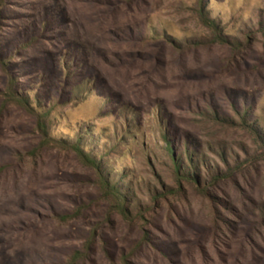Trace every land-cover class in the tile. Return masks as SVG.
I'll list each match as a JSON object with an SVG mask.
<instances>
[{"label":"rangeland","instance_id":"obj_1","mask_svg":"<svg viewBox=\"0 0 264 264\" xmlns=\"http://www.w3.org/2000/svg\"><path fill=\"white\" fill-rule=\"evenodd\" d=\"M0 264H264V0H0Z\"/></svg>","mask_w":264,"mask_h":264},{"label":"trees","instance_id":"obj_2","mask_svg":"<svg viewBox=\"0 0 264 264\" xmlns=\"http://www.w3.org/2000/svg\"><path fill=\"white\" fill-rule=\"evenodd\" d=\"M215 117H216V120H218V121H222V122H227V123H233L232 122V120H229V119H227V117H225V116H220L218 113H215ZM255 131H257L254 127H252ZM179 159H181V156H179ZM181 166L182 167H184V164H183V162L181 161ZM185 169V174L188 176V175H190V172H189V169H188V171H187V169L186 168H184ZM194 178H198L199 180H201L199 177H194ZM199 182V181H198ZM198 182L196 181V184H198Z\"/></svg>","mask_w":264,"mask_h":264}]
</instances>
